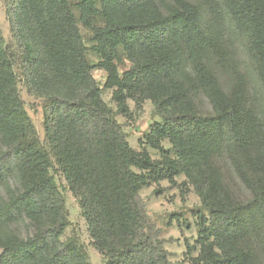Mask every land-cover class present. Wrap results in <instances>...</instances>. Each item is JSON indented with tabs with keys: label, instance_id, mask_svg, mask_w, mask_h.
<instances>
[{
	"label": "trees",
	"instance_id": "trees-1",
	"mask_svg": "<svg viewBox=\"0 0 264 264\" xmlns=\"http://www.w3.org/2000/svg\"><path fill=\"white\" fill-rule=\"evenodd\" d=\"M15 17L30 91L46 103L47 140L18 89L17 53L0 43V264H90L78 235L61 239L70 220L51 173L55 160L107 264H173L140 191L183 172L202 199L194 264H264V119L244 84L226 77L238 31L264 94V0H18ZM211 22L230 26L231 36L218 40ZM121 46L133 62L123 77L112 63ZM107 48L114 85L151 98L163 117L146 134L157 148L172 143L162 161L131 147L101 97L90 50ZM199 93L215 116L202 112ZM215 152L225 156L228 175ZM223 176L242 181L248 198ZM22 220L34 226L32 238L18 230Z\"/></svg>",
	"mask_w": 264,
	"mask_h": 264
},
{
	"label": "rangeland",
	"instance_id": "rangeland-1",
	"mask_svg": "<svg viewBox=\"0 0 264 264\" xmlns=\"http://www.w3.org/2000/svg\"><path fill=\"white\" fill-rule=\"evenodd\" d=\"M17 2L18 0H0V43L9 45L17 53L18 61L14 66V71L17 75L18 89L38 136L41 140L46 141V103L44 99L30 91V73L27 63L23 61L21 32L15 17ZM77 12L79 14V11ZM226 18L227 21H233V25H235L231 16ZM209 20L210 17L207 16L206 23ZM207 28L218 40L221 38L226 40L232 34L230 26L218 30L214 22L208 24ZM233 28L238 29L236 25ZM232 37L237 44V53L234 56L231 54V50L228 53V57H233V63L226 66L228 72L226 77L227 79L237 78L239 83L244 84L248 98L257 106L264 119V94L257 77V61L254 59L248 41L238 34V31L236 34H232ZM108 54H110L109 48H107L106 54L90 50V57L94 63L92 75L98 82L102 99L115 111L117 120L124 125L130 145L135 151L141 154L148 153L154 161L164 160L163 157L166 153L163 151L173 148L170 140L163 139L160 143L161 147L157 148L148 141L146 136L157 122L163 121V117L157 112L156 104L151 98L144 97L140 93L132 95L126 89L114 85L110 79L111 73L106 62ZM116 54L112 63L116 67L117 73L123 77V74L132 68L133 62L128 58L123 46L116 51ZM196 97L195 101L200 104L202 112L209 117L215 116V109L208 96L199 93ZM224 157L215 152L214 159L222 166L219 170L225 171V175H228ZM138 172L144 173L145 171ZM51 173L55 175L59 188L65 195L69 212L70 221L62 233L61 239L68 240L70 237L78 235L88 249L90 264H107L104 255L94 245L90 224L83 215L80 200L71 189L66 175L56 160ZM224 177L223 180L228 182L236 192L238 191L243 199L248 198L249 195L246 193L242 181L235 177ZM140 195L145 203L146 212L155 226V231L160 238L165 239V246L170 253L172 263L194 264V259L200 253L198 209L202 206V199L187 173L183 172L173 179L151 180L141 189ZM17 228L25 239L32 238L35 234L34 226L29 221L22 220Z\"/></svg>",
	"mask_w": 264,
	"mask_h": 264
}]
</instances>
